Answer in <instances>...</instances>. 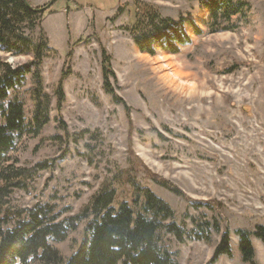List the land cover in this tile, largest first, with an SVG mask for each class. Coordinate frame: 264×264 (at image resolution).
I'll return each instance as SVG.
<instances>
[{
	"label": "rangeland",
	"instance_id": "rangeland-1",
	"mask_svg": "<svg viewBox=\"0 0 264 264\" xmlns=\"http://www.w3.org/2000/svg\"><path fill=\"white\" fill-rule=\"evenodd\" d=\"M26 1L42 8L50 0ZM245 2L238 28L215 33L197 0H56L42 12L30 35L36 40L43 30L52 49L41 66L50 121L37 138L18 140L9 156L18 166L50 167L13 191L9 211L51 203L63 217L76 215L105 183L116 191L115 205L131 202L133 179L172 208L177 224L211 227L208 241L163 235L178 264H248L237 231L264 226V0ZM147 5L164 18L192 20L202 34L187 25L191 43L178 54L140 52L127 28ZM102 50L123 103L103 89ZM30 59L0 51V62L12 66ZM28 87L20 90L27 117ZM86 223L53 243L64 260L81 244ZM225 231L232 254L213 260ZM251 241L255 264H264V243Z\"/></svg>",
	"mask_w": 264,
	"mask_h": 264
},
{
	"label": "trees",
	"instance_id": "trees-1",
	"mask_svg": "<svg viewBox=\"0 0 264 264\" xmlns=\"http://www.w3.org/2000/svg\"><path fill=\"white\" fill-rule=\"evenodd\" d=\"M197 1L208 10L204 25L209 33L235 31L237 22L247 15L245 0ZM40 18L41 13L34 11L26 0H0V51L31 58L15 66L0 62V264H178L177 253L165 247L163 235L171 234L181 243L185 238L208 241L211 227L205 223L200 229L187 230L183 224H177L172 208L133 179L131 202L115 205L116 191L105 183L81 213L68 217H63V212L51 203L11 211L7 208L14 190H25L37 171L50 167L45 161L30 168L18 166V161L9 156L18 140L24 136L37 138L50 121L51 98L43 89L41 66L52 49L43 30L36 40L30 35L39 26ZM187 25L194 34H202L192 20L164 18L156 8L147 5L127 30L140 52L153 56L160 49L175 55L191 43L185 30ZM101 69L104 91L114 102L123 103L110 85L109 78H114V73L105 50ZM27 84L24 91L31 103L29 117L20 93ZM56 95L60 103V83ZM162 185L180 193L166 183ZM85 220L81 244L64 260L53 243L65 241ZM212 229L219 231L217 225ZM252 236L264 243V226L257 225L253 232L237 231L240 256L248 264L256 263ZM231 254L230 237L225 231L213 260Z\"/></svg>",
	"mask_w": 264,
	"mask_h": 264
},
{
	"label": "water",
	"instance_id": "water-1",
	"mask_svg": "<svg viewBox=\"0 0 264 264\" xmlns=\"http://www.w3.org/2000/svg\"><path fill=\"white\" fill-rule=\"evenodd\" d=\"M56 0H50L48 4H46L44 7L42 8H32L34 11L42 13L44 12L47 8H49ZM30 6V5H29Z\"/></svg>",
	"mask_w": 264,
	"mask_h": 264
}]
</instances>
